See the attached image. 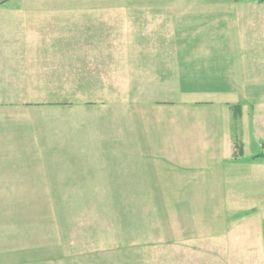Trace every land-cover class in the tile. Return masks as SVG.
Here are the masks:
<instances>
[{"label": "rangeland", "instance_id": "374dc122", "mask_svg": "<svg viewBox=\"0 0 264 264\" xmlns=\"http://www.w3.org/2000/svg\"><path fill=\"white\" fill-rule=\"evenodd\" d=\"M0 12H54L56 29L46 39L56 42L50 49V82L58 79L56 96L0 98L24 101L20 112L6 114L20 117L21 126H9L3 139L11 152L20 147L17 159L24 158V168L19 160L9 162L0 177V185L15 184L14 191L0 193V247L12 243L13 233L25 247L36 244L39 256L36 250L19 255L26 264L33 259L34 264H109L112 259L118 264H264V2L8 0ZM177 15L185 22L181 28H176ZM164 17L169 23L160 25ZM131 33L138 44H218L221 48L208 50L209 56L229 60L233 88L240 74L248 88L207 98L180 96L173 93L166 68L163 82L141 73L128 82V67L122 66L120 78L111 81L110 65L85 78L80 45L85 38L102 44ZM67 42L73 47H63ZM174 55L173 48H163L151 57ZM135 58H141L136 50L132 63ZM41 74L31 85H42ZM59 94L72 96L67 97L72 104L47 105L64 97ZM181 100L191 104L186 109L159 104ZM224 102L247 113L239 148L235 141L227 146ZM205 103L214 106H198ZM49 171L63 178L69 174L60 186H72L73 192H34L29 180L38 183L41 177L40 184L48 185ZM56 181L61 183L59 177ZM138 187L156 192L127 191ZM5 222L12 224L9 232L3 230Z\"/></svg>", "mask_w": 264, "mask_h": 264}, {"label": "crops", "instance_id": "0c3cea01", "mask_svg": "<svg viewBox=\"0 0 264 264\" xmlns=\"http://www.w3.org/2000/svg\"><path fill=\"white\" fill-rule=\"evenodd\" d=\"M6 1L8 0H0V5ZM178 17L180 16L177 15L176 28H181L185 22L180 20ZM197 21L198 19H196V23ZM159 23L160 25H166L169 23V21L164 17L163 19L161 18L159 20ZM190 23L193 22L190 21ZM171 24L173 26V21ZM171 24H169L168 27H171ZM55 29L54 12H0V98L56 96L55 92L57 90L56 86L58 79H55L53 83L50 82V76L52 73L50 72V53L51 50L55 48L56 42L46 39L50 33L55 32ZM86 32H88V30H86ZM113 33H115V35L120 33V29L118 32L115 30ZM131 35V37L127 39L124 38L120 41V34H118V36H115V38L113 37V40L104 42L101 41L102 44H98L97 40L89 41V38H85V43H80L81 48L85 51L83 53L85 55L83 62V65L85 66V72L83 75L85 78H88V75L93 71L103 73L104 68L110 65L111 81H116L120 78V67L122 66L123 68L128 67V71L126 70L128 82H130V78L133 80L137 79V77L134 75L135 73H141L147 76L152 74L153 76L150 80L163 82L165 80L168 81L163 71H161L166 68V73L173 78L171 81L169 80V82H172L173 85V93L177 94V91H179L180 96L207 98L217 95H228V93L224 92L225 90L231 91L232 93L233 91H236L235 93H237L240 90L246 91L248 88L247 84L246 87H242V82H247L245 75L242 76V74H240L237 79L239 87L237 85L235 88H233L231 84L232 66L229 60H223L214 57L218 60V62H216L213 60L214 58L209 56L210 53L208 50L221 48L218 44L183 42L180 44V46H178L176 43L167 44V42H161V40L154 43L148 40L138 44L132 41L135 38L133 36L134 34L131 33ZM63 47L71 48L73 47V43H64ZM163 48H173L175 50L174 58L161 57V59L157 60L151 57L153 50L159 51ZM133 49H135L141 57L140 60H136L135 58L134 63H132L135 52ZM187 49H191V51L188 53L185 52ZM91 50H94L96 55L91 56L93 54V52H90ZM202 50L205 51L203 52ZM130 52L132 53V56L130 55ZM162 55L163 54H161V56ZM134 68H136V70ZM226 70L227 75L224 74ZM37 74H41L39 76L42 85H31V81L38 80L36 77ZM138 78L143 79L142 76H139ZM104 79L108 80L106 77H104ZM224 79H226L229 84L222 87L219 83L223 82ZM21 81H24V84ZM188 81L200 83L197 85H189L187 84ZM176 82L178 86H176ZM250 85L253 88L257 87V83H252ZM59 95H64V97H72L65 94ZM23 102L24 101L22 100L18 101L13 99L11 103H2L0 100V177L7 174L9 162L17 163L19 160L22 168H24V158L17 159V157L20 156V147L18 148L16 145L11 152L12 148L7 147V140L3 139L6 136V129H8L9 126L12 129H16L21 126L18 120L20 117H12L13 115L6 114L10 109V113H14L18 110L20 112L24 107ZM159 104H166L171 105L170 107L186 109L191 103L189 104L188 102L181 100V103L163 102ZM198 106H206L211 108L214 106V104L205 103ZM221 107L223 108L222 110L228 114V130L230 131L226 140L228 144L227 146L231 148L230 144L232 141L234 143L238 137H242L243 128L241 129V127H243L244 114L247 115V113L245 108H242L240 105H229V103L224 102ZM64 115L66 114H62V116ZM14 150L18 151V156ZM231 158L233 157L231 156ZM56 162L62 161L61 159L60 161L54 160V163ZM14 164H12L11 170H14ZM55 167H57V165H54L51 168ZM68 175L69 174H64L63 178L60 175L58 176L55 171H49L47 172L48 185L40 184L41 177L38 183L34 182L33 180H29V182L33 185H36L34 192H73L72 189H68L72 186H60V184H65L62 182H67ZM31 176H35V173H32ZM57 177L60 178L61 183H57ZM14 187L15 184L9 185L5 183L4 185H0V193L12 192L14 191ZM40 187L46 188L41 189ZM152 190L155 191V189L138 187L131 188L127 191L153 192ZM110 191L114 190L111 189ZM11 221L15 220L12 219ZM9 225L12 224L5 222L3 230L9 232V228L7 227ZM18 228L19 226L17 225L15 229L18 230ZM13 234L16 236L12 238V243L3 241L5 243L3 244L4 247H0V264H26L23 260H20L21 257L19 256H23L25 250H36L35 256H39V246H36V244H29L28 246L31 247H25L21 241L22 238H20L17 233ZM47 246H49V244ZM33 260H30L31 264H34ZM111 261L112 263L109 264H118L117 260L112 259Z\"/></svg>", "mask_w": 264, "mask_h": 264}, {"label": "trees", "instance_id": "16d2710c", "mask_svg": "<svg viewBox=\"0 0 264 264\" xmlns=\"http://www.w3.org/2000/svg\"><path fill=\"white\" fill-rule=\"evenodd\" d=\"M259 2L260 3L261 2H264V0H259ZM37 104L40 105L39 103H37ZM43 104H46V103H42V105ZM69 104H72V101L71 100H69L67 97L60 96V97H56L55 98V101H52V102H50L47 105H69ZM28 105H31V103L28 104ZM235 142H237V146H238L237 148L241 147L240 146L241 145V142H240V140H238V138L235 140ZM262 157H264V156H262Z\"/></svg>", "mask_w": 264, "mask_h": 264}]
</instances>
